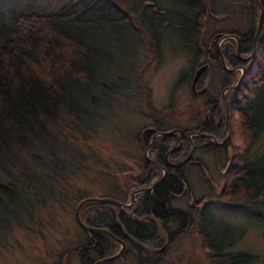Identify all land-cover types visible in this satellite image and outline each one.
<instances>
[{
  "label": "trees",
  "instance_id": "1",
  "mask_svg": "<svg viewBox=\"0 0 264 264\" xmlns=\"http://www.w3.org/2000/svg\"><path fill=\"white\" fill-rule=\"evenodd\" d=\"M259 1L263 7V17L255 53L248 60H243L236 53L234 38L228 37L221 44L224 58L230 65L245 66L244 78L237 88L231 91L235 94L233 107L238 117L236 127L245 143L230 152L228 146L217 145L206 135H193L192 140L197 150L211 153L220 149L225 151L227 168L224 169L222 187L225 188L223 193L228 197L222 198L225 204L219 206L226 208V204L243 205L240 211L252 216L254 223L264 224V150H250L264 128V0ZM71 2L54 11L31 9L14 12L8 16L10 19H6L8 17L5 18L0 12L1 240V236L7 237V233L15 226H24L23 221L25 227L36 226L40 232L38 235L43 237L41 226L44 221L48 224L50 221L52 224L55 219L50 210L46 209L48 204L71 199H74V204H78L82 198L94 195L89 192L81 193L69 180L75 175L78 176L80 164H87V154L83 148L102 132L99 126L102 123L97 121L106 117L102 112L104 107L109 108L111 114L116 111L118 115V105L123 104L111 105L107 94H101L106 90L105 81L116 83L110 70L114 59L113 51L116 47L118 53H121L120 45L111 48L105 54V61L99 64L95 58L101 54L94 51L92 42L72 34L67 29L70 27L69 22L87 27L92 23L114 25L118 29L128 30V39L123 42L137 55V49H133L139 42L133 31L137 26L145 36L146 46L154 47L156 51L163 48L161 45L169 44V34L172 33L180 42V51L187 55L190 65L201 54L209 67L217 68L219 79L226 77V81L220 83L228 85L236 82L239 70L232 71L222 67L216 47L217 40L221 35L230 32L239 37L240 54H248L252 50L258 20V6L255 0H88L80 9ZM93 3L96 9L90 11L89 7ZM240 5L243 6L240 8ZM208 19L221 25L212 28L208 38L203 40L200 33ZM121 35L125 38L123 33ZM140 39L142 40L141 37ZM133 59L134 56L130 55L127 61L121 63L125 66L127 76L130 75L127 63H132ZM189 75L192 73L180 75L175 86L183 82L182 78H189ZM123 76L121 86H129L131 80ZM133 85L136 88L141 85L139 75ZM142 85L147 104L143 108L150 107L149 112L143 111L152 116L155 106L150 103L149 86L143 81ZM130 94H136L140 98L142 96L136 92ZM135 99L137 101L136 97ZM98 100L102 101L103 106ZM202 105V113L206 114L214 107L213 101H204ZM155 111L158 112H155V129L153 120L140 126L135 133L133 142H142V149L153 131L167 130V126L162 124L163 119L158 117L163 116L161 109L155 107ZM93 115L96 120H93ZM157 118L162 122L157 123ZM114 123L121 127L117 117ZM201 125L199 130L217 134L208 119L202 120ZM233 125L234 120L230 125L231 137L235 135ZM188 130L190 129L185 128V132ZM173 138L176 140L175 134L165 137L159 135V142L155 143V157L164 164L167 172L162 180L153 185L161 176L162 168L146 161L143 152L138 174H132L128 178L123 198L128 197L136 188H148L153 185L147 192L137 193V200L141 203L138 210H141V207L142 211L155 208V212H159L162 217L167 209L166 205L171 204V194L180 185H190L186 175L187 166L164 161L165 151L171 146ZM187 149L188 143L180 149L181 151L171 152L172 160L185 155ZM150 150V155L153 156V146ZM97 158L101 159L99 156ZM83 161L85 163H82ZM67 190L75 193L68 194ZM104 194L115 196L112 193L102 195ZM214 201L212 198L210 203H204L198 224L196 223L199 234L210 250L211 264H264V255L230 248L233 241L243 237L244 228L240 230L242 235L237 237V234L233 240L232 232L239 230L236 226L232 227L231 232L223 239L227 246L219 248V229L213 220L206 221L204 217L205 212L211 214ZM40 210L47 212L46 220L39 219ZM80 216L87 224L110 228L121 219L126 224L132 223V232L139 237L141 230L137 224L151 222L150 217L141 214H136L135 219H130L116 204L98 201L84 203L80 208ZM74 219L79 226L75 217ZM79 227L81 234L73 241V247L67 249L80 257L81 264H92L96 258L113 253L117 243L110 236L99 231L92 232L96 241L90 242L89 232ZM149 227L151 231L153 228ZM60 254H63V251Z\"/></svg>",
  "mask_w": 264,
  "mask_h": 264
},
{
  "label": "rangeland",
  "instance_id": "2",
  "mask_svg": "<svg viewBox=\"0 0 264 264\" xmlns=\"http://www.w3.org/2000/svg\"><path fill=\"white\" fill-rule=\"evenodd\" d=\"M68 2H71V0H0V12H2L3 16L6 18L14 12L23 10L37 9L54 11ZM84 2H88V0H73L71 3L75 4L77 9H80L87 4ZM242 6L243 5H240V8ZM90 7L89 10L94 11L96 9L95 3L91 4ZM6 19L10 18L8 17ZM68 24L70 27L67 29L72 34L93 43L94 51L101 54L98 57L95 56V61H98L99 64L105 61V54L111 48H114L115 45H120L121 53H118L116 47L113 51L112 59H114L110 70V74L114 75L116 83L105 81L106 90L101 94L102 96L107 94V99L110 101L111 105L113 104L116 106V104L123 103L122 105H118V115L116 111L111 114L110 109L104 107V111L102 112L106 117L103 118V120L97 121L99 124L102 123V125H99L102 132H100L98 138L93 139L88 143V146L85 145L83 148L87 154V164H80L77 170L79 172L78 176L75 175V177L69 181L72 186L79 189L81 193L89 192L94 195L115 193L122 197L127 187L126 183L128 178L132 174V176L138 174L137 171L142 161V142H133L135 133L140 126L153 121L156 112L155 109H153V115L149 116L143 111L146 110L149 112L150 107L146 106L143 108V106L147 104L144 99L145 95L143 96L142 81L147 87L149 86L150 103L154 104L157 108H161L163 116L158 117L163 119L162 121L165 126L178 124L179 127L182 128H193L196 119H202L211 114L210 112L209 114L200 113L199 106L201 100L206 98L207 93H217L219 85L218 70L216 67L211 68L207 64L199 78L200 82L198 83V87L202 88L203 86H207L208 90L205 94H195L194 97L190 84L191 75H189V78L188 76L182 78L183 82L181 84L175 86V83L182 74L185 75L189 72L194 74L195 70L203 63L201 62L198 64L202 56L200 54L193 64L190 65L187 55L180 51V42L172 33L169 34V44L165 43L161 45L163 48L160 51H156L154 47L146 46L145 36H143L142 30L137 26L133 30L138 36L137 40L139 41L137 46L133 47V49H137V55L134 50H129L123 42L125 39H128V33H130L128 30L118 29L114 25L106 26L96 23H92L89 27L76 26L70 22ZM219 25H221V23L208 19L204 29L200 33V38L206 40L212 28ZM122 33L125 35V38L121 35ZM117 42L118 44H116ZM130 55L134 56V59L132 63H127L130 67V75L127 76L125 66L121 65V63L127 61ZM120 58L123 60H120ZM123 75L131 80L129 81V86H121L122 78H124ZM138 75L141 78V85L136 88L133 83ZM130 77H132V79ZM111 81H113V79ZM109 85L110 87H108ZM133 92L142 94L141 98L136 94L130 96V93ZM135 97L137 98V103ZM97 102L103 106L102 101L98 100ZM232 107L233 105L229 107L230 112ZM233 111L234 118L229 120L227 118V130L223 127V129L221 128L218 131L219 133L215 131L219 134V138L225 139V141L226 138L227 141L229 140V147L227 149L230 152L234 148H238L239 145L245 143L238 134V129L236 127L238 117ZM156 114H158V112H156ZM116 117L121 127H118L114 123ZM93 120H96L94 115ZM179 120L184 123H180ZM233 120L234 125L232 129L235 135L231 137L230 125ZM162 121L158 118L156 120L157 123ZM177 142V139L174 140L172 145H176ZM149 147L151 146L149 145ZM250 150L251 152L253 150L257 152L264 150V128L257 136L255 142L251 145ZM219 151L213 153L209 151L206 152L205 150L194 151V155L198 160L203 161L205 170L203 171L193 165L187 166L188 168L186 167L187 176L190 181L189 186L193 190V196L198 198L201 197L209 187L212 188L214 196H218L212 203L213 207L210 211L211 214L205 212L204 217L206 221L213 220V223H215L216 227L219 229V241L215 240V242H219V248L227 246V243L223 241L224 236L227 235L228 232H231L230 229L232 227L236 226L239 231L232 232L233 240H235L237 234V237L242 235L240 231L242 228H244V235L235 242L233 241L230 248L243 249L264 255V226H262L264 224L254 223L252 216L240 211L243 209V205L233 206L226 204V208L218 206L221 204L224 205L225 203L221 199L228 197L223 193L225 188L222 187L227 158L224 156L225 151H223V149ZM150 152L151 151L147 152L149 156H151L149 154ZM96 155L101 157V159H98ZM183 158L184 157L181 159ZM82 163L85 162L83 161ZM79 168H81V171H79ZM58 177L60 176L58 175ZM67 192L68 194L75 193V191L72 190H67ZM171 199L174 205L184 207L190 216H192V220L188 225L183 226L182 231L175 235L170 242L169 250L159 256L153 264H211L205 241L195 228L196 220L199 219V215L197 214L198 209L191 207L188 204L189 201L185 197L171 196ZM76 205L77 204H74V199L66 202L56 201L52 204H48L46 209L50 210L55 219H53L54 222L52 224L50 221L49 224L44 221V225L41 226L44 234L43 237L38 235L40 232L36 226L29 225V227H25L24 221L22 222L24 226H15L7 233V237L1 236L3 240L0 239L2 242L0 243V264H80L76 257L77 254L71 251L68 252L67 249L73 247V241L76 239L77 235L81 234L80 227L77 226L74 219ZM40 211L39 219L46 220L47 212ZM176 222L178 221H175L173 224L172 221H170V228L175 229ZM178 226H176V228ZM116 249L117 246L115 247V250ZM62 251L63 254H60ZM59 254L60 257L58 258ZM115 264L118 263L116 262ZM133 264L150 263L137 262L135 259Z\"/></svg>",
  "mask_w": 264,
  "mask_h": 264
},
{
  "label": "flooded vegetation",
  "instance_id": "3",
  "mask_svg": "<svg viewBox=\"0 0 264 264\" xmlns=\"http://www.w3.org/2000/svg\"><path fill=\"white\" fill-rule=\"evenodd\" d=\"M222 43L223 42H221V44ZM253 43H254V41H253ZM230 66H232V65H230ZM234 66H237V65H234ZM222 67H224V65H222ZM191 79H192V76H191ZM191 79H190V84H191ZM225 81H226L225 76H222V79H219V82H225ZM199 82H200V79H198L197 83H195L194 89L191 87V91L193 94H205L207 92V90H208L207 86L206 87L203 86V87H205V89L203 91H199L201 88V87L200 88L198 87ZM230 85H232V84L222 85V83H220V95L223 92L224 88L227 86H230ZM227 91L228 90H226L225 93ZM220 95H214L212 93L206 94V98H204L202 101H213L214 107L210 112L211 113L210 116H207V117L202 118V119H200V118L196 119L195 124H193V126L196 127L194 129H197V127L202 126L201 121L205 120V119L206 120L208 119L211 122V124H212L211 128L215 129L217 132L221 128L223 129V127L225 126V123L227 121V118L230 117L231 112H232V110L230 112V109H229V107H230L229 102L232 101L233 96H231L229 99L226 98V96H225V100H224ZM221 98L223 100H221ZM202 104L203 103H200V106ZM200 113H202V112H200ZM153 119L155 120V115H154ZM203 126L205 127L206 124H204ZM153 127H154V129L156 127L155 121H154ZM174 127H178V126H174ZM166 129H168V128H166ZM184 129L185 128H183V130ZM158 131H161V130H157L156 132L153 131V133L150 135V139L152 137V142H151L150 146H153V156H152L153 162L152 163H154V164L158 163L157 165L164 166V164L160 163L159 160L156 159V157H155V149H156L155 143L159 142L158 139L155 140L158 136V134H157ZM217 134H214V135H215V137L219 138L218 136H216ZM182 139H183V143L184 142L186 143L187 140L188 141L190 140L188 137V134L186 132H183ZM219 140H222V138H219ZM226 141H223L224 143L222 142L223 144L221 143L219 145H224V144H225V146L229 145ZM189 142H192V141H189ZM148 143H149V140H148L147 144ZM171 146H173V145L171 144ZM150 148H149V150H150ZM157 149L159 150V146H157ZM194 149H195V151H197L196 145H194ZM167 151L168 150H166L165 154H164V161H166V162H167V159H166ZM186 154H187V152H186ZM185 155L177 158V160H172L171 159L172 157L171 158L169 157V159L172 162H176V161L181 160V158L184 157ZM192 158H193L192 160H188L189 162H187V161L184 162L183 163L184 166H186L187 163H189L191 165H196V164L201 165V163H202V165H203V161L194 160L196 158L194 156ZM204 170H205V168H204ZM206 191H208L207 193H210L209 189H207ZM207 193H205V194H207ZM171 196L185 197L189 201L188 204L191 207H193L195 209H199L200 215L202 213L203 204L206 202L210 203V199H208V198H204L203 200L201 197L195 198L193 196L192 190L188 186H186V184L180 185L179 188L176 189L175 192L171 194ZM215 197H217V196H215ZM200 198H201V200H199ZM137 199H138L137 194H134L133 198L130 197V199L128 201H125V205L122 206V210L125 212V215L127 217H129L130 219L131 218L135 219L134 217L136 214H141V216L150 217L151 222H149L148 224L147 223L143 224L139 221L140 223L137 224V226L141 230L140 237L135 235L132 232V229L130 227L133 225L132 223L126 224V222H122L121 219L119 222H115V224L111 228L109 226H106L105 228L108 229L110 232H112L116 238L123 241L124 247H123L122 252L117 257L110 259L109 261L100 262L98 264H115L116 262L118 264H133L135 259L137 262H147V263L153 264V262L156 261V259L159 256H161L164 252H167L169 250L170 242L175 237V235H177L180 231H182L183 226L188 225L189 222L192 220V216H190V214L188 213V211L184 207L176 206L173 204V202H171V204L166 205L167 209L165 210V213L161 217L159 212H155V208H153L152 210L148 209V211H142V207H141V210L140 209L138 210V208H140V206H141V203H139ZM193 202H195L197 205ZM126 207H129V208H126ZM170 221H172L173 224L175 221H178V222H176L175 229L170 228V226H171V224H169ZM196 223L198 224V220L196 221ZM149 226H151L153 228L151 231H150ZM176 226H178V227L176 228ZM195 226H196L195 228L198 231V225H195ZM94 227H98V226H94ZM92 232H96V231H91V234L88 235V238H90V242L96 241V236L94 234H92ZM105 234H107V233H105ZM107 235L110 236L109 234H107ZM155 236L158 238H156ZM113 239L118 243V241L115 238H113ZM156 239H157V241H156ZM94 244H96V242ZM118 245H120V243H118ZM92 246H94V245H92ZM78 258L80 260V257H78ZM112 262H115V263H112Z\"/></svg>",
  "mask_w": 264,
  "mask_h": 264
},
{
  "label": "water",
  "instance_id": "4",
  "mask_svg": "<svg viewBox=\"0 0 264 264\" xmlns=\"http://www.w3.org/2000/svg\"><path fill=\"white\" fill-rule=\"evenodd\" d=\"M256 2H257V4L259 5V8H260V9H259L258 25H257V29H256V34H257L258 31H259V28H260V26H261L262 15H263V8H262V6H261V4H260V2H259L258 0H256ZM228 35H229V34H228ZM231 35H232V34H231ZM234 37H235V36H234ZM235 38L237 39V37H235ZM238 43H239V42H238ZM238 45H239V44H238ZM217 49L219 50V53H220V55H221V61H222V63L225 65V60H224V57H223V55H222V52H221V50H220L219 45H218ZM237 52H239V51H238V46H237ZM247 57H248V56H247ZM247 57H246V58H247ZM206 66H207V64H203V65H201L198 69H196L195 74H194V77H193V81H192V87L194 86V83H195L196 79H197L198 76L201 74V72L206 68ZM175 130H177V131L180 132L179 138H181L182 130H181V129H178V128H173V129H171V130H169V131H167V132H161V133H169V132H172V131H175ZM201 134H207V133H203V132H202ZM209 135H210L211 137H213L211 134H209ZM170 150H172V149H170ZM170 150H169V151H170ZM191 153H192V150L188 153V155H187L182 161H185V160L191 155ZM164 175H165V171H164V173L162 174V176H161L158 180H156V181L154 182V185L157 184L158 181L162 180L163 177H164ZM136 191H137V190H136ZM133 193H134V192H133ZM88 201L112 202V203H116V204H122V203L119 202L118 200H115V199L110 198V197H105V196H104V197H98V196H87V197H84L82 200H80L79 203H78L77 206H76V210H75L76 220L78 221V223H79L83 228L87 229L88 231L97 230V231H103V232H106V233L111 234V232L108 231L107 229H104V228H98V227H92V226H90V225L85 224V223L81 220V218H80V214H79V210H80L81 206H82L85 202H88ZM122 246H123V244H122ZM121 250H122V247L118 250L117 253H115V254H113V255H111V256L103 257V258H101V259L95 261L93 264H98L99 262H102V261H105V260L112 259V258H114L115 256H117V255L121 252Z\"/></svg>",
  "mask_w": 264,
  "mask_h": 264
},
{
  "label": "bare ground",
  "instance_id": "5",
  "mask_svg": "<svg viewBox=\"0 0 264 264\" xmlns=\"http://www.w3.org/2000/svg\"><path fill=\"white\" fill-rule=\"evenodd\" d=\"M262 6V5H261ZM263 8V7H262ZM201 77V76H200ZM197 83V82H196ZM221 100H223L222 98H221ZM224 102V101H223ZM212 106V105H211ZM202 107H204L203 105H202ZM206 107V106H205ZM229 107V106H228ZM213 108V107H212ZM204 109V108H203ZM206 109V108H205ZM214 111V110H213ZM200 112V111H199ZM221 116V115H220ZM223 116V115H222ZM182 117V116H181ZM224 120V119H223ZM223 124V123H222ZM168 130H166V131H164V132H167ZM185 132V131H184ZM144 133V132H143ZM149 133V132H148ZM145 134V133H144ZM167 135H168V133H167ZM229 138H231V137H229ZM155 140H157V138L155 139ZM229 141V140H228ZM224 143V142H223ZM222 143V144H223ZM224 146V145H223ZM221 147V146H220ZM219 147V148H220ZM151 149V148H150ZM195 150V149H194ZM219 150V149H218ZM222 150V149H221ZM149 151H151V150H149ZM187 152H188V150H187ZM207 152V151H206ZM220 152V151H219ZM228 153V152H227ZM150 154V153H149ZM193 157V156H192ZM187 162H189V161H187ZM187 164H189V163H187ZM183 165V164H182ZM181 165V166H182ZM197 165V164H196ZM200 165V164H199ZM188 166V165H187ZM191 166V165H190ZM230 166V165H229ZM185 167V166H184ZM188 168V167H187ZM227 168V167H226ZM167 173V172H166ZM187 175V174H186ZM150 187H148V188H142L141 190H145L146 192H147V190L146 189H149ZM187 191V190H186ZM133 201V200H132ZM193 203H195V202H193ZM132 204V203H131ZM196 204V203H195ZM130 205V204H129ZM197 205V204H196ZM204 205V204H203ZM126 208H129V207H126ZM156 237V236H155ZM156 238H158V237H156ZM156 241H157V239H156Z\"/></svg>",
  "mask_w": 264,
  "mask_h": 264
}]
</instances>
